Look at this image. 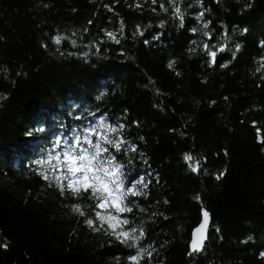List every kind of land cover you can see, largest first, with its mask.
<instances>
[{
    "label": "trees",
    "instance_id": "trees-1",
    "mask_svg": "<svg viewBox=\"0 0 264 264\" xmlns=\"http://www.w3.org/2000/svg\"><path fill=\"white\" fill-rule=\"evenodd\" d=\"M95 116L124 141L105 146L138 193L120 213L143 232L134 247L41 163ZM139 251V264H264V0H0V264Z\"/></svg>",
    "mask_w": 264,
    "mask_h": 264
},
{
    "label": "snow or ice",
    "instance_id": "snow-or-ice-1",
    "mask_svg": "<svg viewBox=\"0 0 264 264\" xmlns=\"http://www.w3.org/2000/svg\"><path fill=\"white\" fill-rule=\"evenodd\" d=\"M153 2L155 3V0H153ZM171 3L175 5L176 0H171ZM161 7H163V5H161ZM175 12L181 20V26H183V14L178 6L175 7ZM200 16H203V13H201ZM203 27L205 29L208 28V24L205 23ZM193 31L196 30L193 29ZM108 35L110 38L116 39L112 33H108ZM205 35H208V33H205ZM54 39L55 42L59 44L64 37L57 36ZM73 43L75 42L73 41ZM204 47L211 57L212 62H215L217 51H213L207 44H205ZM218 51L222 52L224 48L221 47ZM169 66L171 67V65ZM120 127L123 126L121 125ZM111 131L115 132L116 129L113 128ZM93 136H96L95 129L86 131L83 138H81L79 134H76L73 143L69 144L67 141H64L65 148L62 154L49 155L48 159L41 163L51 165L61 173L60 176L56 177L58 183L62 180L68 181L66 185L61 184V191L67 188L75 195H79L82 191L90 192L91 197L98 202L96 205L97 207L105 209L107 205L113 209L117 213L116 216H112V214L109 213L108 217H105L97 213L98 218L109 222V228L112 229L111 234L114 235L117 240L121 243H126L129 247H134L135 244L130 243V241L138 240L139 236L143 235V232L141 230L139 236H137L135 229L131 231L123 230L122 226L127 225L129 222L127 219L121 220L119 214L132 211L130 207L124 204V200L128 195H136L138 193L135 185L124 188L123 180L121 179L123 176L121 165L116 163L115 156L111 155L109 148L104 147V145H110L116 151H120L124 141L110 139L107 135L97 136L94 141ZM56 143L59 145L60 141ZM83 145H86V147ZM132 150L134 151L135 149L133 148ZM184 159L190 161L192 157L190 155H185ZM53 161L56 162L54 165L52 164ZM197 170L196 166H192V171L195 172ZM44 178L49 179L48 176ZM136 183L143 184V178H140ZM76 211H79V209L77 208ZM203 217V222L195 229L193 235L191 243L193 252L200 250L203 246V232L208 223L209 214L205 211ZM112 220H115L117 223H111ZM88 223L91 226L92 221H88ZM117 228L120 230L118 231ZM144 254V251H139L137 255L130 257L132 264H139V260Z\"/></svg>",
    "mask_w": 264,
    "mask_h": 264
},
{
    "label": "rangeland",
    "instance_id": "rangeland-1",
    "mask_svg": "<svg viewBox=\"0 0 264 264\" xmlns=\"http://www.w3.org/2000/svg\"><path fill=\"white\" fill-rule=\"evenodd\" d=\"M108 33H110V32H105V37L106 38L111 39V40H116L118 38V35L112 33L113 36H115V38H116V39H112V38L109 37ZM93 129L96 130V136H93V140L94 141L96 140V137L97 136H100V135H107L110 139H112V131L109 129V123H108V121L104 117H102V116H95L93 118V122L90 125H87L86 128H85V130L83 132H81L80 134L77 133V132H74L71 135V137H69L68 139L65 138V137H60L58 135L57 141H60V144L57 145V143H55V147H57L59 149V151L56 152L54 155H56V154H62V152H63V150L65 148L64 141H67L69 144H71V143H73L76 134H79L81 136V138H83V135L86 133V131H90V130H93ZM83 146L86 147V145H83ZM104 147H106V146L104 145ZM55 163H56L55 161L52 162L53 165ZM45 166H46V169H47L48 173L52 174L55 178L57 176H60L61 175V173L59 171H57L56 169H54L51 165L45 164ZM60 182L63 183V184H65V185L68 183L67 180H62ZM123 186H124V183H123ZM98 209H99L98 210V213L101 216L108 217L109 213H111L112 216H116L117 215V213L113 209H111L110 207H108L107 205L105 206V209H101L99 207H98ZM119 218L121 220H123V218L120 216V214H119ZM101 221L105 222L107 224V226L109 227V222H107L106 220H101ZM111 223L116 224L117 222L115 220H112ZM117 230L119 231L120 229L117 228ZM111 232H112V229L110 228L109 233L111 234ZM112 236H113V238L115 240H117L114 235H112ZM117 241H119V240H117Z\"/></svg>",
    "mask_w": 264,
    "mask_h": 264
},
{
    "label": "water",
    "instance_id": "water-1",
    "mask_svg": "<svg viewBox=\"0 0 264 264\" xmlns=\"http://www.w3.org/2000/svg\"><path fill=\"white\" fill-rule=\"evenodd\" d=\"M204 212H205V210H202L201 211V219H200V222L191 230V235H190V240H189V249H190L191 252H193L192 251V248H191V243H192V240H193V235H194L195 229H197L201 225V223L203 222V220H204V217H203V213ZM209 224H210V219L208 220V223H207V225H206V227L204 229V232H203V235H204L203 244H204V242H205V240L207 238ZM202 247L200 248V250L195 251V252H200L201 249H202Z\"/></svg>",
    "mask_w": 264,
    "mask_h": 264
}]
</instances>
